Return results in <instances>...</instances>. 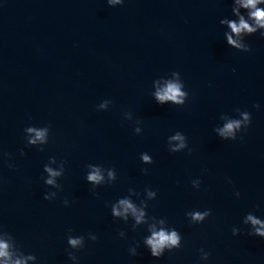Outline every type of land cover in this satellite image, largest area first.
<instances>
[{"label":"water","instance_id":"obj_1","mask_svg":"<svg viewBox=\"0 0 264 264\" xmlns=\"http://www.w3.org/2000/svg\"><path fill=\"white\" fill-rule=\"evenodd\" d=\"M231 4L125 0L112 8L107 0H0V152L10 154L0 157V225L40 264H72L69 228L99 236L77 253L81 264H200L201 247L212 253L209 264H264V239L246 235L242 224L248 212L264 216V37L247 39L251 52L230 48L219 20L231 15ZM173 70L190 91L183 107L158 105L150 94L152 81ZM104 99L112 105L97 111ZM235 107L251 111L252 124L243 141H222L213 128L221 113L237 115ZM126 111L142 122L143 134L134 133ZM48 123L45 151L26 147L24 128ZM176 130L188 136L191 155L167 150ZM144 151L153 164L141 163ZM49 156L67 160L63 191L53 201L43 199L40 179ZM88 163L115 166L117 182L94 195L85 180ZM198 177L200 190L191 186ZM129 187L158 190L149 212L181 231V250L159 260L143 246L129 255L145 230L114 221L109 207ZM193 208L213 214L191 225L185 213ZM233 226L242 233L233 236Z\"/></svg>","mask_w":264,"mask_h":264},{"label":"clouds","instance_id":"obj_2","mask_svg":"<svg viewBox=\"0 0 264 264\" xmlns=\"http://www.w3.org/2000/svg\"><path fill=\"white\" fill-rule=\"evenodd\" d=\"M109 7L116 8L123 6L125 0H107ZM219 24L224 27V40L230 48L239 52H251V45L247 42L249 37L259 34L264 37V0H232L231 15L225 16L219 20ZM235 71V68L232 69ZM152 99L161 106L174 105L183 107L190 97V91L178 70H173L152 81ZM111 99H104L96 105L97 111H107L112 105ZM256 110L261 109L260 103L252 106ZM237 115L230 113H221L219 123L213 128V132L222 141H243L249 127L252 124V112L247 109L235 107L232 110ZM124 119L134 123V133L141 135L144 132L142 122L135 119L133 112L123 113ZM24 141L26 147L37 148L44 152L49 144L52 125L29 124L24 128ZM167 150L169 153H181L187 150L188 155L194 151L189 147L188 136L176 130L167 137ZM20 156L26 155L24 148L19 149ZM0 157H10L7 152H0ZM140 161L143 165H151L154 158L151 153L144 151L140 153ZM9 168L16 167L11 159L6 161ZM67 160L57 156H49L48 162L43 166V173L40 179L46 187L43 193V199L53 201L58 197L59 192L63 191V185L60 180L65 175ZM144 173L148 168L142 169ZM207 171V169H205ZM228 182L231 183L230 178ZM86 182L91 185L94 195H99L97 191L104 186L114 185L118 180V173L115 166L106 167L104 164L88 163L85 173ZM202 185L201 178H195L191 181L193 189L200 190ZM233 195L238 199L241 196L239 190H234ZM158 190L151 187H145L143 191H138L134 187H129L127 195L118 197L110 202V214L114 221L123 222L125 225L131 224V230L137 231L144 228L145 234L141 240L134 241L128 248L130 256H137L138 249L143 246L150 255L156 260L161 259L166 253L181 250L184 246V237L181 231L170 224L166 216H157L150 214V202L156 200ZM65 207L70 206V201L64 198L62 201ZM257 209L260 205L255 206ZM213 212L211 208H193L186 211L185 216L191 225L203 224ZM242 224L247 227L246 235L257 236L264 239V216H258L255 212H248L244 215ZM232 235L238 236L242 233V228L233 226ZM121 239L128 238V232L120 230L118 233ZM99 236L94 231L86 234H73V229L67 230L66 242L68 247L65 249L68 259L72 264H81V259L77 255L86 247L87 241H97ZM200 264H209L212 253L204 247L198 249ZM0 264H40V259L34 252H26L24 246L17 240L16 236L5 230L0 225Z\"/></svg>","mask_w":264,"mask_h":264}]
</instances>
